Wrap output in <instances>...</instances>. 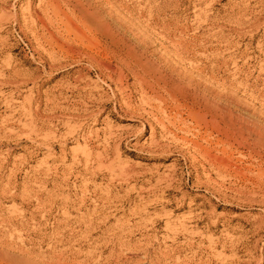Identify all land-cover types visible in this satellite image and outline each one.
<instances>
[{"label": "rangeland", "instance_id": "rangeland-1", "mask_svg": "<svg viewBox=\"0 0 264 264\" xmlns=\"http://www.w3.org/2000/svg\"><path fill=\"white\" fill-rule=\"evenodd\" d=\"M228 113L264 132V0H0V264H264Z\"/></svg>", "mask_w": 264, "mask_h": 264}, {"label": "bare ground", "instance_id": "bare-ground-1", "mask_svg": "<svg viewBox=\"0 0 264 264\" xmlns=\"http://www.w3.org/2000/svg\"><path fill=\"white\" fill-rule=\"evenodd\" d=\"M77 5V4H76ZM82 8V7H81ZM84 8H86L84 6ZM83 9V8H82ZM82 14L85 19V22L86 24H89L90 26L92 27H95L97 29H102V23L99 21L98 17L96 16V14L94 13V11H88V9H85L82 11ZM79 14V15H80ZM41 19V18H40ZM102 20V19H100ZM79 27V26H78ZM91 29V28H90ZM91 33V32H90ZM147 70V69H146ZM220 109V108H219ZM234 115V114H233ZM228 116H229V121L231 123V127L234 129V130H237L238 131V136L241 138L240 141L235 138L236 141H238L237 144H242L244 143V141H247L246 139L243 141L242 139L244 138V135L245 133H247L249 136H251V138L253 139V143L254 145L252 146L251 142L249 143L250 146H252V148L254 147H262V145H264V132L261 131V128L259 127H256L255 125H251L249 124L247 121L243 120V119H237V120H233L231 115L228 113ZM214 119V118H213ZM263 126V125H262ZM231 130V129H230ZM233 132H236L234 131ZM227 131V130H226ZM229 132V131H228ZM228 138H230V136L228 135ZM248 138V137H247ZM229 140V139H227ZM234 140V139H233ZM250 141V140H249ZM234 144V143H233ZM245 144V143H244ZM248 145V146H249ZM250 148V147H249ZM251 148V149H252ZM254 150V149H253ZM257 153V151L255 152ZM228 156V155H227ZM215 157V156H214ZM217 158V157H216ZM218 162V161H217ZM221 162V161H220ZM223 164H225V162L223 161L222 162ZM223 164H220V165H223ZM229 165V164H228ZM227 165H225L226 167ZM224 167V168H225ZM240 168V167H239ZM225 170V169H224ZM237 175V174H236ZM12 258V257H11Z\"/></svg>", "mask_w": 264, "mask_h": 264}]
</instances>
